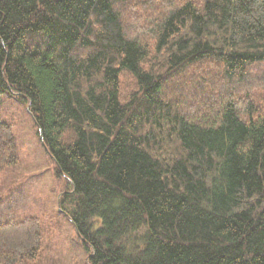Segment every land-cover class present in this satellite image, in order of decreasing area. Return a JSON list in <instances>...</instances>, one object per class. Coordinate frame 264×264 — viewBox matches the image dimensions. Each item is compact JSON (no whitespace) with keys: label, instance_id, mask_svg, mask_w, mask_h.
Instances as JSON below:
<instances>
[{"label":"trees","instance_id":"1","mask_svg":"<svg viewBox=\"0 0 264 264\" xmlns=\"http://www.w3.org/2000/svg\"><path fill=\"white\" fill-rule=\"evenodd\" d=\"M3 92L72 189L87 264H264V0H0ZM42 237L0 221V264Z\"/></svg>","mask_w":264,"mask_h":264},{"label":"rangeland","instance_id":"2","mask_svg":"<svg viewBox=\"0 0 264 264\" xmlns=\"http://www.w3.org/2000/svg\"><path fill=\"white\" fill-rule=\"evenodd\" d=\"M0 113L11 123L18 154L17 163L0 170V221L33 216L43 229L38 255L17 264H87L70 218L71 205L67 199L62 201V195L72 189L63 175L56 174L27 105L3 92Z\"/></svg>","mask_w":264,"mask_h":264}]
</instances>
